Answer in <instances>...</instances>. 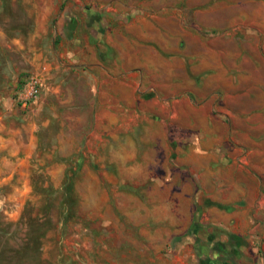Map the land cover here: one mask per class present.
Returning <instances> with one entry per match:
<instances>
[{"label":"crops","instance_id":"obj_1","mask_svg":"<svg viewBox=\"0 0 264 264\" xmlns=\"http://www.w3.org/2000/svg\"><path fill=\"white\" fill-rule=\"evenodd\" d=\"M0 264H264V0H0Z\"/></svg>","mask_w":264,"mask_h":264},{"label":"built area","instance_id":"obj_2","mask_svg":"<svg viewBox=\"0 0 264 264\" xmlns=\"http://www.w3.org/2000/svg\"><path fill=\"white\" fill-rule=\"evenodd\" d=\"M41 88V78L36 74H28L14 94V103L22 110H28L38 102Z\"/></svg>","mask_w":264,"mask_h":264},{"label":"rangeland","instance_id":"obj_3","mask_svg":"<svg viewBox=\"0 0 264 264\" xmlns=\"http://www.w3.org/2000/svg\"><path fill=\"white\" fill-rule=\"evenodd\" d=\"M22 78V77H21ZM16 91V90H15ZM89 257V256H88ZM87 259L89 260V258H86V261H87Z\"/></svg>","mask_w":264,"mask_h":264}]
</instances>
